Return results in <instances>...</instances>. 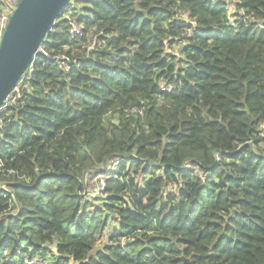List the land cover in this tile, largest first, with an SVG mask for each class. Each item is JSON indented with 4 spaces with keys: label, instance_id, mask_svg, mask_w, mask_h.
<instances>
[{
    "label": "trees",
    "instance_id": "trees-1",
    "mask_svg": "<svg viewBox=\"0 0 264 264\" xmlns=\"http://www.w3.org/2000/svg\"><path fill=\"white\" fill-rule=\"evenodd\" d=\"M39 47L0 107V264H264V0H70Z\"/></svg>",
    "mask_w": 264,
    "mask_h": 264
},
{
    "label": "water",
    "instance_id": "water-1",
    "mask_svg": "<svg viewBox=\"0 0 264 264\" xmlns=\"http://www.w3.org/2000/svg\"><path fill=\"white\" fill-rule=\"evenodd\" d=\"M69 2L18 0L0 35V107L29 68L54 20ZM128 243L130 241H124Z\"/></svg>",
    "mask_w": 264,
    "mask_h": 264
},
{
    "label": "built area",
    "instance_id": "built-area-1",
    "mask_svg": "<svg viewBox=\"0 0 264 264\" xmlns=\"http://www.w3.org/2000/svg\"><path fill=\"white\" fill-rule=\"evenodd\" d=\"M18 0H0V35L3 31V28L7 22L8 16L17 4ZM69 17L68 14L65 15ZM82 34V25L75 20L71 19L69 28H68V36L70 39H77ZM92 42V43H91ZM91 42L87 45L82 46L83 49L90 50L93 46V37L91 38ZM41 50L39 47L38 51ZM43 56L50 61L60 62L61 64H67L68 58L63 53H50L43 51ZM116 164L115 161L112 162V165ZM192 166L193 171L196 175L202 174V170L198 168L196 165H187ZM104 168V167H103ZM102 169L93 170L85 174L84 182L86 184V192L90 195L102 193L104 190V184L106 180V175L102 172ZM4 186L2 185V188ZM26 264H46L45 260L41 258H32L26 259Z\"/></svg>",
    "mask_w": 264,
    "mask_h": 264
},
{
    "label": "rangeland",
    "instance_id": "rangeland-1",
    "mask_svg": "<svg viewBox=\"0 0 264 264\" xmlns=\"http://www.w3.org/2000/svg\"><path fill=\"white\" fill-rule=\"evenodd\" d=\"M174 48H175L174 50L180 49V48L177 47V46H175ZM109 166H112V163L108 164V167H109ZM110 226H112V225H110ZM101 238H102V237H100V238L98 239V242L101 241Z\"/></svg>",
    "mask_w": 264,
    "mask_h": 264
}]
</instances>
